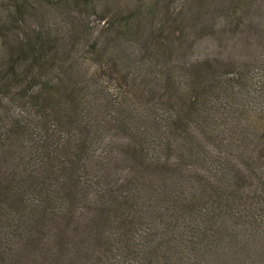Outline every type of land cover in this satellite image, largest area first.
I'll use <instances>...</instances> for the list:
<instances>
[{
    "label": "trees",
    "instance_id": "16d2710c",
    "mask_svg": "<svg viewBox=\"0 0 264 264\" xmlns=\"http://www.w3.org/2000/svg\"><path fill=\"white\" fill-rule=\"evenodd\" d=\"M28 2L0 0V264H264V72L185 61L187 7L64 44L16 34Z\"/></svg>",
    "mask_w": 264,
    "mask_h": 264
},
{
    "label": "rangeland",
    "instance_id": "374dc122",
    "mask_svg": "<svg viewBox=\"0 0 264 264\" xmlns=\"http://www.w3.org/2000/svg\"><path fill=\"white\" fill-rule=\"evenodd\" d=\"M202 1L156 0L154 6L157 15L169 11L171 17H174L181 8L187 7L188 13L185 18H189L183 23L187 26L185 37L188 38V42L184 51L189 53V57H185V61L189 60L190 63L195 64L194 58L205 56L211 59L212 65L215 63L222 66L229 64L227 70L230 73L239 70L241 66L244 74L247 73V70H243L246 65L251 68V75L253 70L257 68L255 71L258 75L257 79H259L264 72V66H262L264 65V63L262 64V60L264 61V0H239L237 7L242 8V10L232 15V23L228 21V12L223 14V8L231 10L236 0H225V6H223L221 0ZM144 2L147 3L148 0H88L86 4L82 2L76 4L74 0H29L27 7L30 14L22 22L21 27L16 30V34L20 35L21 32L24 33L38 25L48 29L53 36L55 34L62 39L64 44H68L74 40L75 34L83 30L88 35L101 32L105 22L110 18V15H107L106 19H100L101 13L104 8L107 10L111 7V4L114 6L118 4L142 5ZM149 7L145 5V8ZM197 7H205L202 10V19L206 23L211 24L213 21V24H215L216 21H227L226 25L224 27H214L216 33L211 32V28L204 29L202 24L195 31L192 28V23L201 18ZM210 8L211 10L215 9L216 12L211 13ZM193 9L197 10L196 13L192 12ZM5 11L4 8H0V14ZM83 49V44L77 47V51L82 52ZM87 56L85 58H91L90 55L87 54ZM117 56L122 57L123 54L120 53ZM84 60H81V64L84 63ZM86 60L83 66L84 70L89 69L92 65V59ZM147 87L149 88V86ZM159 89L158 86L154 88V93H159ZM115 138L118 142L123 140L121 135H117ZM172 153L179 155L181 149L174 148ZM156 181L162 184H170L171 180H166L162 175H157Z\"/></svg>",
    "mask_w": 264,
    "mask_h": 264
}]
</instances>
